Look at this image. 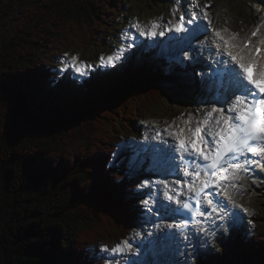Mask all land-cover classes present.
Returning <instances> with one entry per match:
<instances>
[{
    "label": "trees",
    "instance_id": "1",
    "mask_svg": "<svg viewBox=\"0 0 264 264\" xmlns=\"http://www.w3.org/2000/svg\"><path fill=\"white\" fill-rule=\"evenodd\" d=\"M160 3L0 0V264H103V247L130 237L136 200L123 198L141 183L114 153L123 129L137 133L166 99L164 57L140 52L137 67L124 57L72 87L52 66L65 53L91 59L126 9ZM251 224L243 264H264V203Z\"/></svg>",
    "mask_w": 264,
    "mask_h": 264
},
{
    "label": "rangeland",
    "instance_id": "2",
    "mask_svg": "<svg viewBox=\"0 0 264 264\" xmlns=\"http://www.w3.org/2000/svg\"><path fill=\"white\" fill-rule=\"evenodd\" d=\"M198 3L201 4V12H208L209 20L215 29L210 32L209 35L211 36L220 31L221 33L225 32L224 34L227 36H233L236 33L237 35L235 36L243 37L258 22L264 20V0H198ZM186 4L189 6L190 0H187ZM205 4L208 5L206 9L203 8ZM174 10H176L175 14ZM139 11L125 10L124 15L120 17L121 23L115 24L120 28V31L114 37V40L106 41L108 42L106 43V50H104L102 45L88 51V54L92 55L91 59L83 61L78 59L79 62H82L81 66L88 65L86 75L79 76L76 73L74 76L73 73L75 71L71 68L67 71H61L62 65L69 62L73 55H68L67 57L63 55L55 56L53 61L55 66H52L57 80L70 85L75 78L78 84L81 81L96 78L100 71L105 70V66L100 64V58L118 54L121 45H124L126 49L124 52V57H126L124 63L130 60V63L135 67L138 65V58L140 56L144 57L139 54L140 52L146 53V50H148L154 58L160 59L164 57L163 65L166 68V72L162 76L161 81L166 88V99L156 109L150 119L145 121L136 120L134 128L137 133L129 134L125 128L123 129L126 134H122L123 141L117 146L114 153L115 162L113 165L119 170H124L123 167L130 168L131 164H133V158L136 154L140 155L141 153V145L147 142L156 144L154 147L157 152L161 150V147L174 151L177 143L174 139L175 133L182 128L184 129L183 134L189 136L191 134L189 129H195L197 121L204 118L212 105L209 101L204 99L202 101L195 94L191 95L193 92L191 84L195 83L198 78L195 75L194 79V75H190V68L186 61L189 56L181 58L178 54L179 46L172 51H168L166 43H156L154 50H152L149 48L151 47L149 42H154L156 38L149 35L141 36L137 29L132 26L139 21L141 26L150 29L152 21L158 20L160 26L157 32L163 31L164 35H166L170 32L168 29L171 27L168 22H178L181 14H184V17L187 16L188 19L190 16L189 12L179 7L175 0H163V3L158 6L152 5ZM201 15L203 16V13ZM199 20L202 22L208 21L203 19V17H199ZM200 21L198 22L200 23ZM171 32L176 33L174 29ZM164 35L158 34L156 36L166 40L169 37H175L173 34ZM115 39L116 42H114ZM147 39L150 40L146 41ZM142 40H145V42ZM113 42L116 43L115 46L111 45ZM177 43L181 44L182 41L177 39ZM187 50L189 51V49ZM174 58L179 59V62L176 63ZM146 62L148 70L156 67L157 62ZM228 107L229 105H227ZM189 114H192L193 118L188 123H185ZM185 128H187V131H185ZM169 131L173 135H169ZM152 157L156 159L154 153H152ZM262 169L263 172L260 174H246V177L241 179L238 184L239 190L236 196L239 200L241 199L238 206L248 209V212H244L239 207L240 211L237 210L238 212L235 213L237 214L235 217L238 219L234 220V217L227 220V224L223 227L218 228L217 226L211 233L210 230H207L202 234H196V237L188 244L164 245L157 252L150 250L144 255L143 252L146 249L143 242H148L155 238L165 228V225H156L154 223V216L159 213L163 214L165 211H163L162 207L171 203L164 195L165 192L169 193L171 184L167 182V186H165L163 183L165 180L157 173L147 174L146 179H138L141 183V185H138L139 188L136 191L127 192L123 198L127 202L130 199L136 200L135 204L131 206L135 212L136 220L133 224L134 228L130 232V237L127 239L133 245V251L124 254L101 251L96 258H101L104 262L103 264H213L211 261L215 259L217 262L214 264H243L242 243L245 237L252 232L253 225L250 220L253 219L256 209L258 210L261 207V203H264V166ZM138 174L143 175L142 173ZM139 175L126 173V177L129 180ZM144 181L149 183L145 185ZM155 184L158 185L157 188L154 187ZM144 201H148L147 205L144 204Z\"/></svg>",
    "mask_w": 264,
    "mask_h": 264
},
{
    "label": "snow or ice",
    "instance_id": "3",
    "mask_svg": "<svg viewBox=\"0 0 264 264\" xmlns=\"http://www.w3.org/2000/svg\"><path fill=\"white\" fill-rule=\"evenodd\" d=\"M190 3L193 8L201 7L198 0H190ZM207 6L205 4L203 8L206 9ZM176 10H174V14ZM199 17L200 13L195 10L191 11L187 21H185L184 14H181L178 22H168L171 25L168 30L172 31L174 29L178 33L184 32L186 31L185 24L194 25ZM203 19H209L207 11H203ZM132 26L137 29L141 36L149 35L154 37L158 34L164 35L163 31L157 32L160 26L158 20L152 21L150 29L141 26L139 21ZM257 31H253L252 36H256ZM216 35L224 41L226 49L237 47V45H233L229 40H226L220 31H217ZM235 35L237 34L234 33L233 36ZM260 43L264 44V40H261ZM245 47H247V44H245ZM125 51L124 45H121L118 54L109 55L107 58L102 56L100 64L105 67L114 66L116 61L124 57ZM249 53L251 54V58L245 59L243 55H235L232 51L226 52L230 61L236 66L230 68L229 71L234 72L236 80L239 81L235 91L231 92L230 96L224 101V103L229 104V107L218 106L221 104V101H215L212 104L211 110L206 113L204 118L197 121L195 129H189L191 131V138L182 135L184 133V129L182 128L174 135V139L178 142L179 151L182 154H187L207 165V171L204 173L195 169L190 174L186 173L191 175L193 182L176 181L177 185H186L188 192L194 194L197 198L196 204L198 208L202 203L200 200L202 196L204 197L203 203L209 206L214 205V201L209 198V189H215L223 195H227L226 185L235 186L232 184V181L240 179L241 172L248 171L246 164L260 163V161H245V163L241 164L235 161L241 157H246L248 154L264 157V62H261L259 58V54L261 53L259 46L255 47L254 53L252 49H249ZM64 55L68 56L67 53ZM81 65L82 62H79L78 57L73 55L69 62L62 65L61 71H67L71 68L79 76H84L87 74L88 65ZM250 68H257L258 70L254 75H250ZM192 118V114H189L188 120L185 123L191 121ZM169 135H173V133L169 131ZM161 151L168 154L173 150L161 149ZM169 160H171V156H169ZM202 175L204 179L201 180ZM196 180L200 181L199 185L195 183ZM143 183L147 185L149 182L144 181ZM163 183L167 186V181ZM164 195L170 202L181 203L178 198L181 193H177L174 196L165 192ZM147 203L148 201H144L145 205ZM232 203L235 205L234 201ZM191 207L187 202L182 204V208L185 210H190ZM217 207L219 205H215L212 211L215 212ZM238 207L242 208V206ZM242 210L248 212V209L242 208ZM176 211H179V209H176ZM199 214L204 215V213ZM196 215L197 213H192L193 219ZM188 223L189 221H184L183 225L170 223L167 225V228L186 227ZM102 251L124 254L132 252L133 245L124 240L111 248L105 245Z\"/></svg>",
    "mask_w": 264,
    "mask_h": 264
},
{
    "label": "bare ground",
    "instance_id": "4",
    "mask_svg": "<svg viewBox=\"0 0 264 264\" xmlns=\"http://www.w3.org/2000/svg\"><path fill=\"white\" fill-rule=\"evenodd\" d=\"M202 11V9H201V7H197V12L198 13H200V17L202 18L203 16L201 15L203 12H201ZM205 22H207V23H205ZM204 23L205 24H209V20L208 21H205ZM253 30H258V28H253L251 31H253ZM251 31H249L248 33H250ZM221 33V32H220ZM225 33V32H224ZM224 33H221V35L224 37V36H226V37H224L226 40H229L230 41V43H233V44H238L239 42H242L243 41V39L245 38V37H243V38H239L238 36H227V35H225ZM184 36L186 37L187 36V34H184ZM218 39H219V37H218ZM218 51H220V49H218ZM190 54H192V52L190 53ZM241 55H243L244 57H245V59H248V57L245 55V54H241ZM203 59V58H202ZM189 59H187L186 61L188 62V66H189V68H190V75H194V79H195V75L197 76V78L199 79V73H198V69H199V64L198 63H194V62H189L188 61ZM201 64L202 63H200V66H201ZM197 79V80H198ZM193 82V81H192ZM202 83L205 85V87H209L208 85H207V83L205 82V81H202ZM222 107H225V108H227L226 106H223L222 105ZM185 131H187V128H185ZM183 136H185V137H188V138H191V134L189 135V136H187V134H182ZM156 148H154V150H155ZM133 150V149H132ZM171 154H174V156L175 157H178V154H181V152L179 151V146H178V142L176 143V146H175V148H174V151H172V152H170ZM246 167L248 168V171L247 172H242V174H241V178L240 179H243V178H245L246 177V174H250V175H252L253 173H250V172H253L254 171V169L251 167V166H249V165H246ZM254 173H258V172H254ZM179 180V179H178ZM176 181L177 180H167V182L169 183V184H171V186H170V188H169V194H171V195H176L177 193H181V195L178 197L179 199H180V201H182V199L183 198H185V197H187L188 195H190L191 193H189L188 192V189H187V187H186V185H177L176 184ZM188 182H193V180H192V178L188 181ZM233 183H237V181H233ZM184 193H186V195H184L183 196V194ZM228 196H229V194H227L226 195V197H227V199H228V202L230 203V206L232 207V209L235 211V210H237L238 209V200L236 199V198H234V197H231L230 199L228 198ZM235 202V205H233V203L232 202ZM178 204L175 202V201H171V203L169 204V205H165V207H162L163 208V211H165L163 214H160V216H165L166 215V213L168 212V210H170V209H172V208H174V207H176ZM239 205H240V203H239ZM239 211H240V209H239ZM238 212V211H237ZM236 212V213H237ZM235 216H237V214H235ZM225 218V217H224ZM226 219V218H225ZM230 219H232V218H230ZM235 219H238V218H234V220ZM227 220H229V219H227ZM227 220L225 221V222H227ZM171 223V221H168V222H165V223H163L162 225H165L164 227H167V225L168 224H170ZM214 230H211L210 231V233L211 232H213Z\"/></svg>",
    "mask_w": 264,
    "mask_h": 264
}]
</instances>
